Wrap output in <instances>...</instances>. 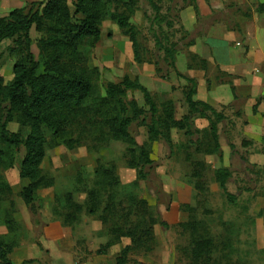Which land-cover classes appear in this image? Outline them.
<instances>
[{
  "label": "rangeland",
  "instance_id": "rangeland-1",
  "mask_svg": "<svg viewBox=\"0 0 264 264\" xmlns=\"http://www.w3.org/2000/svg\"><path fill=\"white\" fill-rule=\"evenodd\" d=\"M43 1L0 0V18L17 9L36 11L33 5ZM77 1L68 4L73 9ZM211 3L218 8L200 17L195 6L203 0H126L111 6L110 13L125 16L136 28L137 47L110 18L101 26L99 42L86 39L79 46L76 61L90 71L93 94L85 112L71 118L63 138L75 142V149L43 129L47 142L41 169L47 183L36 191L32 206L24 198L30 182L20 177L26 148H8L0 140V153H5L0 179L12 191L0 198V241L12 248L13 264H116L126 247L131 248L127 264H264V95L261 105L250 97L238 98L240 75L222 68L204 40L216 22L230 32H238L243 20L264 26V17L257 18L264 0H205L213 9ZM188 11L197 21L190 30L183 18ZM49 28L46 24L45 31L37 26L31 31V52L37 61L42 60L40 43L48 38ZM25 54L12 41L0 46L4 85L11 83L14 66ZM179 75L196 82V101L202 102L206 94L216 96L217 89L235 95L232 103L215 106L221 120L207 112L218 124L220 153L214 152L210 121L190 114L187 93L192 84ZM126 78L151 93L158 107L154 122L169 142L152 136L150 107L137 90H126L124 99L144 111L129 129L136 145L111 137L108 121L119 109L107 99L106 90ZM202 83L206 86L200 93ZM170 111L179 123L190 117L192 137L183 125L170 121ZM6 113L0 108V118ZM127 117L133 118L132 111ZM8 129L25 139L31 133L18 115ZM222 168L231 172L227 188L235 203L229 202L217 180ZM103 170L114 174L108 179ZM92 191L100 204L97 214L89 210ZM142 201L146 206L137 208ZM8 218L17 223L13 231L6 226ZM117 227L136 236L118 240L112 233ZM148 230L154 243L147 239L141 244L139 238Z\"/></svg>",
  "mask_w": 264,
  "mask_h": 264
},
{
  "label": "trees",
  "instance_id": "trees-1",
  "mask_svg": "<svg viewBox=\"0 0 264 264\" xmlns=\"http://www.w3.org/2000/svg\"><path fill=\"white\" fill-rule=\"evenodd\" d=\"M125 1L78 0L74 3L72 9L68 4V0H45L33 5V7H37L36 11L32 9L28 12L25 8L17 9L9 16L0 18V46L6 41H12L13 45L18 46L19 49L26 50V54L14 66V78L9 85H4L3 77L0 74V108L5 109L7 112L5 118H0V140L8 148L19 149L21 146L26 148V157L22 163L20 177L30 182L24 189L25 201L30 206L36 200V191L39 188L46 187L45 184L47 183L45 174L41 169L46 155L45 144L47 142L43 129H47L54 139L66 143L63 138L66 137L67 128L72 124L71 118H78L81 113L85 112L84 105L93 94L90 71L77 62L80 61L79 46L86 39H93L95 43L99 42L102 38L101 26L106 19L110 18L126 30L133 41L134 47H137L138 33L136 28L128 22L125 16L110 13L112 5L123 4ZM195 12L200 17L197 6H195ZM257 13L264 14V4L257 7ZM46 24L50 26L47 30L48 38L40 43L42 60L37 61L35 55L31 52L32 39L30 34L34 26H37L40 31H45L46 29L42 28ZM16 51L17 49L12 48V52ZM166 52L168 56L173 58V51L168 50ZM179 76L192 84L191 90L187 93L190 114H199L202 118L210 121L214 152L220 153L218 124L208 116L207 112H212L219 120L222 117L212 106L195 100L198 93L195 81L182 75ZM126 90H137L143 93L146 103L150 107V115L153 121L149 127L152 136L161 137L169 142V137L160 132L154 122L158 114V107L151 93L143 85L132 82L129 78H126L120 84L110 85L106 90L107 99L116 103L119 109V115L108 121L111 137L115 140L127 141L136 145L129 129L136 119L141 118L144 111L140 109L136 102L131 105L125 103ZM130 111L133 114L131 119L127 117ZM16 115L20 117L21 125L29 127L31 130L29 137L26 139L20 134L11 133L8 129L9 124L15 119ZM169 116L170 121L175 126L183 125L186 134L192 137L193 129L190 117H185L184 121L179 123L173 119L172 111L169 112ZM191 144H193L192 141ZM66 145L70 149L76 148L75 142L69 141ZM4 155L5 153H0V163ZM221 157H223L222 153ZM146 160H148L147 157ZM111 172L114 174V170ZM111 172L102 171L108 179L112 175ZM231 176L228 169L222 168L217 171L220 188L229 202L235 203L237 201L236 197L231 195L227 188ZM140 177L142 179L146 178L144 174H141ZM11 192V188L7 183H1L0 179V198L11 194ZM90 197H92L93 202L89 208L90 213L97 214L100 210L97 193L92 191ZM139 206H146V203L142 201L137 208ZM76 209L78 212L82 211L81 207L76 206ZM108 213L109 210L105 213L104 220ZM8 219L10 221L6 223V226L10 231H13L16 229L17 223L11 218ZM162 225L168 228L166 223L163 222ZM134 228L137 230L136 227ZM123 229L117 227L112 230L118 240L124 236H136L133 230L131 233L124 234ZM142 237L139 238L141 244L147 239L154 243L150 230L145 231ZM195 244L203 246L202 242H195ZM11 253L12 248L0 241L1 264H13L9 258ZM130 253L131 248L126 247L121 252L116 264H127Z\"/></svg>",
  "mask_w": 264,
  "mask_h": 264
},
{
  "label": "crops",
  "instance_id": "crops-1",
  "mask_svg": "<svg viewBox=\"0 0 264 264\" xmlns=\"http://www.w3.org/2000/svg\"><path fill=\"white\" fill-rule=\"evenodd\" d=\"M213 3H211L213 9L207 7L205 0L203 4H198L202 16H208L210 13L206 11L218 8ZM260 15L257 18L264 17V14ZM183 18L185 29L190 30L197 26L196 14L192 11H188ZM204 40L207 48L214 51L218 64L222 68L233 69L240 75L241 84L238 86L237 97H250L252 102L259 101L258 104L261 105V97L264 95V26L257 27L254 22L243 20L238 32H230L226 25L216 22L210 27ZM221 50L225 53L221 54ZM205 86V83L200 85V93L205 91ZM214 94L216 96L202 94L205 98L201 101L215 108L216 105H227L235 100V95L227 89L222 91L217 89Z\"/></svg>",
  "mask_w": 264,
  "mask_h": 264
}]
</instances>
